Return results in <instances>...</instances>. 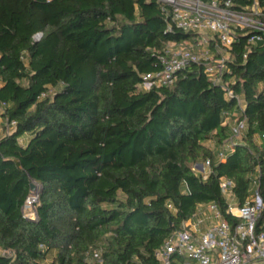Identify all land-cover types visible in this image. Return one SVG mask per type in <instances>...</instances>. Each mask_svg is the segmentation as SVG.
<instances>
[{"label":"trees","instance_id":"obj_1","mask_svg":"<svg viewBox=\"0 0 264 264\" xmlns=\"http://www.w3.org/2000/svg\"><path fill=\"white\" fill-rule=\"evenodd\" d=\"M191 36L169 29L156 0H0V102L17 122L0 134V264H159L199 205L240 222L222 178L244 205L257 177L264 202V40L240 33L217 80L192 64L171 86L140 88L166 43ZM241 115V141L219 160L207 144L232 137L227 120ZM208 159L204 179L193 166ZM33 182L35 221L22 212Z\"/></svg>","mask_w":264,"mask_h":264},{"label":"built area","instance_id":"obj_2","mask_svg":"<svg viewBox=\"0 0 264 264\" xmlns=\"http://www.w3.org/2000/svg\"><path fill=\"white\" fill-rule=\"evenodd\" d=\"M156 1L166 16L170 30L175 28L192 36L166 43L158 56L160 70L142 76V90L171 86L179 73L192 64L202 65L206 73L217 80L227 70V62L240 33H248L251 44L264 40V0H252L242 10L235 8L232 0ZM55 90L50 87L40 99L52 95ZM239 104L244 107L241 100ZM8 107L9 103L0 102V119L4 122L6 134L12 133L17 125L16 121L4 117ZM241 116L237 126L232 128V137L217 149L219 160H225L226 153L233 150L238 137L242 136L246 117ZM260 136L264 138V134ZM199 166L195 164L193 170L206 179L211 170V160L202 163V169ZM220 186L229 203L227 213L239 218L240 222L232 226L216 203L203 204L212 212V222L206 226V210L197 209L183 228L175 230L157 249L155 256L159 264H174L177 257L198 264H264V233L256 232L258 219L264 211L258 178L255 177L253 192L244 205H239L235 199L233 181L222 178ZM39 201L40 192L32 191L22 208L25 219H38ZM100 254L101 250L94 251L95 258L99 259Z\"/></svg>","mask_w":264,"mask_h":264},{"label":"crops","instance_id":"obj_3","mask_svg":"<svg viewBox=\"0 0 264 264\" xmlns=\"http://www.w3.org/2000/svg\"><path fill=\"white\" fill-rule=\"evenodd\" d=\"M233 116H235V113L233 114ZM0 123H3V126L5 127L4 122H3L2 119H0ZM1 129H2V127H0V130ZM239 140L241 141V139H239ZM255 140H256L257 144L264 146V138H262L260 135H257ZM207 145L213 150H217L219 148V146L213 141H210ZM198 209H200L202 211L206 210L207 218H206V221H205V225L208 226L213 220L212 219L213 218L212 217L213 216L212 212L207 208V205H203V204H201ZM47 262L50 263L51 259L47 260ZM174 264H198V263L196 261H193V260H186L184 258L177 257L175 259ZM257 264H261V263L258 262Z\"/></svg>","mask_w":264,"mask_h":264},{"label":"rangeland","instance_id":"obj_4","mask_svg":"<svg viewBox=\"0 0 264 264\" xmlns=\"http://www.w3.org/2000/svg\"><path fill=\"white\" fill-rule=\"evenodd\" d=\"M40 35H37L36 36V39H39ZM238 122V119H237V116L236 117H233V118H229L227 123L232 127V128H235L237 126V123ZM0 127H2V129L0 130V134H3L4 133V126H3V123H0ZM242 136L240 135L237 139V141L241 138ZM35 185H36V190L37 192H40L41 190V186L36 183V182H33Z\"/></svg>","mask_w":264,"mask_h":264},{"label":"water","instance_id":"obj_5","mask_svg":"<svg viewBox=\"0 0 264 264\" xmlns=\"http://www.w3.org/2000/svg\"><path fill=\"white\" fill-rule=\"evenodd\" d=\"M201 169L203 168L202 167V164H200L199 166ZM36 190V185L34 183L31 184V191H35Z\"/></svg>","mask_w":264,"mask_h":264}]
</instances>
